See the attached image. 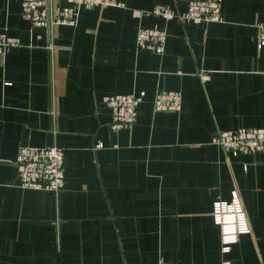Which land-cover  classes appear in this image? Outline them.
Here are the masks:
<instances>
[{
    "label": "crops",
    "instance_id": "obj_1",
    "mask_svg": "<svg viewBox=\"0 0 264 264\" xmlns=\"http://www.w3.org/2000/svg\"><path fill=\"white\" fill-rule=\"evenodd\" d=\"M122 1L80 7L76 25L53 27L50 50L21 0H0V31L21 40L0 54V264H264V152L211 141L264 127V0H222L224 20L200 23L148 13L190 0ZM140 25L167 30L163 53L137 50ZM163 88L182 92L180 111L155 110ZM140 91L135 125L113 131L103 97ZM52 144L64 188L21 187L19 148ZM234 189L250 231L224 251L213 205Z\"/></svg>",
    "mask_w": 264,
    "mask_h": 264
},
{
    "label": "built area",
    "instance_id": "obj_2",
    "mask_svg": "<svg viewBox=\"0 0 264 264\" xmlns=\"http://www.w3.org/2000/svg\"><path fill=\"white\" fill-rule=\"evenodd\" d=\"M65 4L56 0H21L22 16L33 26H44L50 31L47 48L55 49L52 38L55 25H76L79 8L125 7L122 0H65ZM148 13L158 15L169 21L177 18L182 21L200 23L203 21H223L222 0H190L185 11H179L163 3H156ZM168 33L159 26L140 25L137 30L136 47L139 51L163 53L166 49ZM21 45L19 37L0 31V54H5L15 46ZM257 47H264V23H258ZM203 80L209 78L208 71L200 70ZM146 96L145 91L116 92L105 95L104 103L111 110L110 127L113 131L130 129L138 120V106ZM183 95L180 90L160 89L154 97L157 111H180ZM212 143L220 146L228 154L264 152V127H239L238 129H217ZM103 143L98 142L97 147ZM17 167L19 185L25 188L58 193L65 186L64 150L56 144L46 146L22 145L18 150ZM214 221L221 228L223 250L237 240L238 234L250 231L245 206L238 189L231 192L229 200H219L213 205ZM157 264H173L161 257Z\"/></svg>",
    "mask_w": 264,
    "mask_h": 264
}]
</instances>
